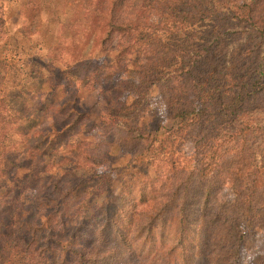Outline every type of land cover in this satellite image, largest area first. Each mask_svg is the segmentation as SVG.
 Returning <instances> with one entry per match:
<instances>
[{"label": "rangeland", "instance_id": "1", "mask_svg": "<svg viewBox=\"0 0 264 264\" xmlns=\"http://www.w3.org/2000/svg\"><path fill=\"white\" fill-rule=\"evenodd\" d=\"M69 1L51 0V5L63 8ZM199 1L220 8L216 0ZM32 3L0 0L4 23L0 27V100L15 106L21 103L27 114L26 97L34 100V88H38L34 85L49 79L39 89L44 96L35 98L46 104L45 114H36L38 126L26 137L12 134L13 148L20 152L8 157L17 168L0 177V264H77L72 248L81 250L88 264H149V250L176 242L175 211L161 208L171 184L190 186L197 170V177L205 180L215 170L249 165L239 157L243 148L238 131L226 125L210 135L203 133L205 128L179 133L164 106L173 93L169 87L180 90L182 82L153 86L147 76L135 87L136 77L129 71L112 77L115 64H125L131 57L124 55L116 61L113 50L102 52L95 41L86 44L83 34L69 37L65 17L51 25L45 19L30 20L25 10ZM256 8L263 14L264 0H258ZM206 26L199 21L170 37L159 35L177 58L156 66L157 75L151 78L188 71V57L180 56L184 48L200 43ZM81 57L90 58L85 71L74 66ZM261 117V130H252L246 144L253 150L248 151V162L260 166L257 172L261 169L264 175ZM135 129L146 139H130L127 131ZM229 146L233 150L225 151ZM220 189L218 200L232 199L227 182ZM198 193V188L190 189L187 197ZM197 218L196 214L187 216L185 247L191 264H208V239L200 254L192 255ZM215 221L206 222V237ZM238 227L242 232L238 264L262 259L264 230L248 227L243 219L238 220Z\"/></svg>", "mask_w": 264, "mask_h": 264}, {"label": "trees", "instance_id": "2", "mask_svg": "<svg viewBox=\"0 0 264 264\" xmlns=\"http://www.w3.org/2000/svg\"><path fill=\"white\" fill-rule=\"evenodd\" d=\"M216 1L220 8L213 4L206 6L199 0H70V5L57 9L51 5V0H34L25 10L30 20L33 17L37 21L45 19L49 25L59 24L65 17L63 24L69 37L83 34L86 44L95 41L102 52L113 50L116 61L124 55L131 57L125 64H115L116 71L112 77L119 78L121 70L129 71L136 77L132 84L135 87L147 76H150L153 86L159 82L163 86L182 82L180 90L169 87L173 93L164 106L167 117L174 121L179 133L205 128L207 131L203 133L210 135L213 131L223 130L226 125L233 126L232 132L238 131L243 148L239 157L249 165L229 168L226 172L215 170L205 180L197 177V170L190 186L187 183L171 184L161 208L170 207L175 211L172 218L176 242L168 248L160 246L149 250L146 255L149 264L156 261L158 264H191L185 247V227L190 214L198 217L192 238L195 249L192 255L200 254V247L208 239L211 244L208 264H238L242 238L238 220L243 219L248 227L264 230V175L261 169L257 172L260 166L255 167L252 161L248 162V151L253 150L246 144L252 130H261L259 122L264 115V13L259 14L256 10L258 0ZM199 21L206 23V34L198 45L195 43L184 48L185 53L180 56L181 59L184 55L188 57V71L169 72L166 76L151 78L153 74L157 75L156 66L177 58L174 49L168 47L159 35L170 37ZM3 24L0 15V27ZM102 43H107L105 48L101 47ZM90 63V58L81 57L74 66L78 71H85ZM99 66L104 65L100 63ZM45 67L48 72L49 66ZM48 82L45 77L34 85L38 87L34 88L37 93L34 100L43 95L39 89ZM26 100L29 104L27 114L23 112L21 103L15 106L8 100L7 103L0 100V177L7 172L14 173V168H17L8 157L17 150L13 148L12 134L26 137L31 129L38 126L36 114H45L46 104L41 100L34 101L29 97ZM1 103L7 107L4 109ZM22 124L27 127L23 129ZM127 134L134 142L141 141L143 137L146 139L140 129L128 130ZM211 141L215 143V140ZM229 147L225 151L233 150L232 146ZM18 152L20 150L15 154ZM226 182L233 197L224 202L218 200V193ZM193 188H198L199 193L188 198L187 192ZM211 218L216 219L215 228L207 232L206 237V222ZM147 225L148 231L150 227ZM117 235L120 236L119 233ZM71 251L77 255V264H88L81 250L72 248ZM250 264H264V255L262 259H252Z\"/></svg>", "mask_w": 264, "mask_h": 264}]
</instances>
